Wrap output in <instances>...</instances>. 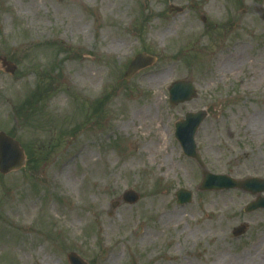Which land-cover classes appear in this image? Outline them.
<instances>
[{"label":"rangeland","instance_id":"obj_1","mask_svg":"<svg viewBox=\"0 0 264 264\" xmlns=\"http://www.w3.org/2000/svg\"><path fill=\"white\" fill-rule=\"evenodd\" d=\"M263 13L264 0H0V130L38 161L0 177V264H70L71 252L89 264H264V210L245 212L256 196L199 190L202 167L175 138L177 120L207 109L195 137L206 170L264 178ZM239 41L241 58L217 78V57ZM145 52L153 64L125 80ZM85 65L101 79L91 84ZM179 79L198 97L173 105ZM180 188L191 202H177ZM130 189L133 205L122 202ZM28 200L37 209L25 219Z\"/></svg>","mask_w":264,"mask_h":264},{"label":"water","instance_id":"obj_2","mask_svg":"<svg viewBox=\"0 0 264 264\" xmlns=\"http://www.w3.org/2000/svg\"><path fill=\"white\" fill-rule=\"evenodd\" d=\"M179 7L171 6V11ZM264 20V13L262 14ZM4 66H7V71L13 73L16 70V66L8 61L6 58H1ZM155 58L146 53L138 54L132 60L127 72L125 73V79H131L139 70L152 65ZM170 101L172 104H180L192 100L197 97V90L191 79L176 80L169 87ZM208 112L205 109L198 110L196 112H187L183 119L178 120L175 123V137L180 142L185 155L195 159L203 171V180L199 186L200 190H223V189H241L243 191L250 192L251 194L258 195L257 198L251 201L245 208L246 212H252L257 209H264V178L260 177H248L245 179H235L225 174H213L206 170L205 164L200 153L197 150V143L195 135L207 118ZM25 163V155L23 149L19 143L7 136L5 133H0V171L4 174L9 173L12 170L21 168ZM177 197L179 203H187L192 200V192L181 188L177 191ZM140 196L135 190H127L123 194V200L129 204H133L139 200ZM119 201L113 203L114 208L119 205ZM247 230L246 224H241L233 231L235 236H241ZM68 260L70 264H89L84 258L75 252L68 254Z\"/></svg>","mask_w":264,"mask_h":264},{"label":"bare ground","instance_id":"obj_3","mask_svg":"<svg viewBox=\"0 0 264 264\" xmlns=\"http://www.w3.org/2000/svg\"><path fill=\"white\" fill-rule=\"evenodd\" d=\"M220 6V5H218ZM73 15L79 19L81 21V18H78V12L77 11H74ZM243 41H239L237 44H235L234 46L232 47H228L226 50L228 53L226 52H223L222 54H220L218 57H217V61H216V77H223L224 76V72H226V68L229 64H231L233 61H239V59L241 58V50H240V46H241V43ZM113 46H116L117 49L121 50V49H124L126 47V44L122 43V44H117L116 45V42L114 43H111ZM232 50V51H230ZM230 51V52H229ZM82 76L86 77L88 79V81L93 84L95 80H100L101 79V76H102V69L101 68H94L93 66H87L85 65L84 67V70L82 72ZM157 78L159 79L160 76H157ZM60 101L62 100V96L61 98L59 99ZM148 113V111H147ZM159 148H162L161 146H158ZM82 156L83 158L86 159V161L88 163L91 162L92 160V155L90 154L89 150H83L82 152ZM65 170L68 169L69 171V168H70V162L66 163L64 166ZM92 173L91 174V177L94 176V172H90ZM65 176V179L66 178H69V175L67 174L66 172V175ZM67 185L68 186H72V187H76L77 186V183L74 182L73 180L72 181H67ZM165 194L162 195L159 199V201L163 202V200L165 199ZM37 204L35 201L33 200H28L27 202H25L24 204L21 205V207L19 208L20 212L23 214L24 218L25 219H29L31 217L34 216L35 212H36V209H37ZM178 211L176 209L172 210V211H169L167 212L166 214H162L160 217H159V222L162 224V221H161V218L162 220L163 219H166L165 222H163L164 224H166V221L169 220V221H172L171 219L173 218H177L179 216V214L177 213ZM71 219H72V222L74 224L76 223H80L81 221H84L85 218L81 215H78L76 213H72L71 214ZM116 254H114L111 259H109L110 261L107 263V264H113L115 263V260H116ZM243 258L245 259V256H243ZM169 260H171V258L169 257L168 258ZM45 261L46 263L48 264V262H51L52 260L49 259V258H45Z\"/></svg>","mask_w":264,"mask_h":264},{"label":"flooded vegetation","instance_id":"obj_4","mask_svg":"<svg viewBox=\"0 0 264 264\" xmlns=\"http://www.w3.org/2000/svg\"><path fill=\"white\" fill-rule=\"evenodd\" d=\"M8 136H10V137H12V138H15L16 140H18V137H17V135L15 134V132H5ZM19 141V140H18ZM20 142V141H19ZM21 143V142H20ZM22 144V143H21ZM23 146V145H22ZM23 148H24V150H25V156H26V161H25V167L24 168H22L21 170H23V169H27L28 167L29 168H32L35 164H36V156L34 157L33 156V151L31 150V152H29V150H27L24 146H23ZM36 158V159H35ZM21 170H19V171H21ZM19 171H15V172H11V173H9V174H7V175H2L1 173H0V177L1 176H4V177H6V176H11V175H13L14 173H16V172H19Z\"/></svg>","mask_w":264,"mask_h":264}]
</instances>
